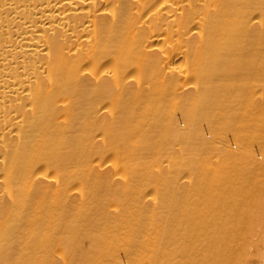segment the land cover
<instances>
[{
	"label": "bare ground",
	"instance_id": "obj_1",
	"mask_svg": "<svg viewBox=\"0 0 264 264\" xmlns=\"http://www.w3.org/2000/svg\"><path fill=\"white\" fill-rule=\"evenodd\" d=\"M0 264H264V0H0Z\"/></svg>",
	"mask_w": 264,
	"mask_h": 264
}]
</instances>
